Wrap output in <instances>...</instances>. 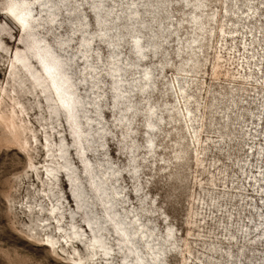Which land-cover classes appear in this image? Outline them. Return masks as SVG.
I'll use <instances>...</instances> for the list:
<instances>
[{"label": "rangeland", "instance_id": "obj_1", "mask_svg": "<svg viewBox=\"0 0 264 264\" xmlns=\"http://www.w3.org/2000/svg\"><path fill=\"white\" fill-rule=\"evenodd\" d=\"M10 1L0 0V264H155L149 247L160 264H264V0H51L53 23L48 6L24 0L32 33L69 65L84 103L81 148L49 88L15 59L41 80L30 37L5 14ZM84 162L131 243L105 217ZM88 219L108 256L92 247Z\"/></svg>", "mask_w": 264, "mask_h": 264}, {"label": "bare ground", "instance_id": "obj_2", "mask_svg": "<svg viewBox=\"0 0 264 264\" xmlns=\"http://www.w3.org/2000/svg\"><path fill=\"white\" fill-rule=\"evenodd\" d=\"M33 1L38 2L41 5L48 6L47 8H49L50 20L52 21V23L53 21L56 20L55 15L53 13L54 7L51 5L52 4L51 0H45V1L43 0L44 2H42L41 0H33ZM101 5H96L94 8V12L96 14L99 24L103 23V20L100 18V14H99L101 11ZM32 12L33 10L31 8L30 3L24 0L23 1L11 0L9 2V6L6 9L5 14L7 15V18H9L13 22V24L15 23L16 25H19L17 27L23 33V35L27 34L30 37V42L27 44L26 47L29 51L34 52L35 57H37V61L41 65V69L43 72L41 80L38 77H35L34 73L32 72V67H31L32 65H30L29 63L30 61L28 62L26 56H24L22 53L17 52L15 59L20 62L24 60L26 61V64L23 65L24 68L27 69L26 71L29 72L31 78L32 77L34 78V80L31 79L32 83L37 87H39L44 95H45V91L43 89V86L49 88L50 93L53 95V99L57 102L59 108H61L66 113L70 126L73 130L76 144H78L81 148L82 140H83L82 138H84V133L81 131V127H80L81 126L80 124H82L80 123V119H81L80 112H82V107L84 103H82V100L76 94L75 84L73 83L70 75L67 72L68 64L66 63V61L62 60L59 56H57L51 47L42 45V40L37 39L35 34L32 33V26L29 25V20L33 19ZM107 32H108L107 29H103L102 35L106 36ZM90 43H91V39L86 36H84L81 40V46L83 47L84 55L86 57H87V53H89L90 51ZM133 47L135 49L136 54L140 58H143L144 49L140 43L139 36L134 37ZM112 65H113L112 72H116V73L120 72L121 68L118 63L115 62L112 63ZM143 79L145 80L144 82L145 86L149 85V83L151 82L150 69L144 71ZM113 89L116 92L115 98L121 99L122 94L121 92H119L120 85L118 81L114 82ZM143 90H145V88ZM44 98L49 104L53 100L51 96L49 97L44 96ZM49 109L52 115L55 116L57 115V110L54 107V105L50 104ZM66 153H67L66 146L64 145L63 142H61L59 144L58 156L62 160V167L66 169V173H67L66 175L71 184V196L78 207L85 208L86 204H85L83 189L81 185H79L78 183L73 184V182H75L73 178L76 177L74 173H70V171L73 172L72 171L73 168L70 166V163L67 160ZM53 170L54 169L50 170V168L46 169L47 175L48 176L53 175L52 174ZM84 171L91 178L90 184L92 186V189L100 196L101 200L104 201V203L106 204L104 206L105 217L109 218V221L113 223L115 231L121 237V242L123 241V242L131 243L130 236L132 233L130 232L129 229L131 226L130 227L127 226V224H125L123 220H121L118 217V214L113 211L114 208L113 203L107 200L105 180L102 177L98 176V174L94 172V170L87 162H84ZM86 224H87L86 226L87 230L89 229L92 233V239H91L92 247L99 249L105 256H108L110 253H109V248L107 247V244L104 241L105 238L103 239L101 236L98 235V233L102 230V227H99L98 221L88 219L86 221ZM126 247L128 253H132V255L133 253H136L135 249H133L131 246L126 245ZM149 251L151 252L150 255H154V257L152 256V260L155 262V264H160V262L157 260V255L159 254V252L154 251L152 247L151 248L149 247ZM134 262L136 264H144L143 259L140 256H134Z\"/></svg>", "mask_w": 264, "mask_h": 264}]
</instances>
